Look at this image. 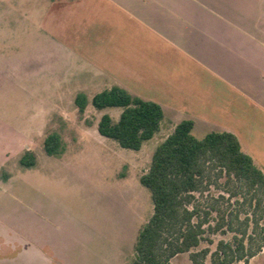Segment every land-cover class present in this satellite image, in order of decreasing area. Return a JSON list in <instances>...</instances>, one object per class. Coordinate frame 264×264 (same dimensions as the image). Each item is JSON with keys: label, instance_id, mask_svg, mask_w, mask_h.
I'll use <instances>...</instances> for the list:
<instances>
[{"label": "rangeland", "instance_id": "obj_1", "mask_svg": "<svg viewBox=\"0 0 264 264\" xmlns=\"http://www.w3.org/2000/svg\"><path fill=\"white\" fill-rule=\"evenodd\" d=\"M50 15L48 0H0V252L6 234L50 242L66 264H132L154 207L140 176L174 125L166 119L140 150L101 135L102 115L118 119L122 108L97 109L96 91L87 90L89 102L79 111L81 91L61 85L76 60L51 40ZM52 132L64 140L60 155L44 148ZM27 151L34 165L21 163ZM211 188L215 196L222 192ZM212 237L215 249L232 233ZM173 261L193 264L188 252ZM249 264H264V249Z\"/></svg>", "mask_w": 264, "mask_h": 264}, {"label": "crops", "instance_id": "obj_2", "mask_svg": "<svg viewBox=\"0 0 264 264\" xmlns=\"http://www.w3.org/2000/svg\"><path fill=\"white\" fill-rule=\"evenodd\" d=\"M48 4L51 40L76 60L61 85H117L161 104L174 126L193 120L197 137L232 132L264 171V0ZM2 235L0 264H66L50 242Z\"/></svg>", "mask_w": 264, "mask_h": 264}, {"label": "trees", "instance_id": "obj_3", "mask_svg": "<svg viewBox=\"0 0 264 264\" xmlns=\"http://www.w3.org/2000/svg\"><path fill=\"white\" fill-rule=\"evenodd\" d=\"M75 102L83 113L89 99L78 93ZM91 103L99 110L122 108L118 119L104 113L98 131L128 149L140 150L165 121L161 104L117 85L96 93ZM193 127L191 119L177 123L140 176L154 207L139 232L132 264H176L173 258L187 252L193 264H208V257L210 264H249L264 249V171L234 133L211 131L199 138ZM44 148L60 155L61 134L49 133ZM35 161L32 151L21 158L24 165ZM212 186L222 192L215 196ZM217 233L232 238L212 249ZM202 242L209 245L199 248Z\"/></svg>", "mask_w": 264, "mask_h": 264}]
</instances>
